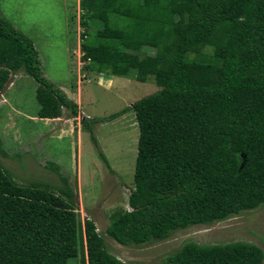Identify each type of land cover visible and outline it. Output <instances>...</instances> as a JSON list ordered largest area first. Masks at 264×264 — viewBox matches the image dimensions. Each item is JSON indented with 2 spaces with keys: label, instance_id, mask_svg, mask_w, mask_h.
Returning a JSON list of instances; mask_svg holds the SVG:
<instances>
[{
  "label": "trees",
  "instance_id": "trees-1",
  "mask_svg": "<svg viewBox=\"0 0 264 264\" xmlns=\"http://www.w3.org/2000/svg\"><path fill=\"white\" fill-rule=\"evenodd\" d=\"M82 64L90 71L157 89L119 110L137 128L128 210L109 215L104 233L120 245L161 240L191 225H210L264 205V0H78ZM101 27L85 30L88 19ZM142 47L152 53H142ZM83 66V67H84ZM18 71L35 82L38 118L75 117L77 104L41 73L31 40L0 10V90ZM0 154H4L0 147ZM98 156L107 168L106 158ZM16 182L0 164V264H122L89 218L79 220L73 193ZM242 241L186 242L164 264H261Z\"/></svg>",
  "mask_w": 264,
  "mask_h": 264
},
{
  "label": "rangeland",
  "instance_id": "rangeland-1",
  "mask_svg": "<svg viewBox=\"0 0 264 264\" xmlns=\"http://www.w3.org/2000/svg\"><path fill=\"white\" fill-rule=\"evenodd\" d=\"M73 2L0 0L4 17L15 25L22 22L20 27L37 40L34 49L42 75L78 107L75 117L63 112L55 119H40L36 116L33 78L21 71L11 74L0 90V147L4 152L0 154L1 166L18 183L44 181L57 187L61 186L59 177L43 166L45 162L56 164L72 190L79 220L89 218L94 222L106 250L122 264H164L168 255L190 241L252 243L261 248L264 264V205L210 225L177 229L161 240L138 245H120L104 233L109 215L129 207L137 128L131 112L110 121L92 122L88 125L97 141L94 145L80 120L88 118L89 123L113 113L154 92L157 86L151 76L139 82L133 79L132 72L117 77L87 69L79 59V43L87 34L80 36L84 31L79 24L81 11L74 13ZM99 27L101 23L90 18L85 30L92 33ZM141 52L150 54L152 49L142 47ZM100 151L109 168L99 158ZM71 264H78V259Z\"/></svg>",
  "mask_w": 264,
  "mask_h": 264
},
{
  "label": "crops",
  "instance_id": "crops-1",
  "mask_svg": "<svg viewBox=\"0 0 264 264\" xmlns=\"http://www.w3.org/2000/svg\"><path fill=\"white\" fill-rule=\"evenodd\" d=\"M73 5H74V13L76 14V15H78V9H79V6H78V0H74V2H73ZM78 6V7H77ZM3 14V13H2ZM69 14V13H68ZM16 21H18V19L16 20ZM69 21V19L67 20V22ZM10 22H12L11 20H10ZM14 23V24H13ZM22 24V22H19L18 21V25H15V22H12V25L16 28V29H18V30H20L25 36H27L30 40H31V42L33 43V46H35L36 45V43H37V40L36 39H33V37L32 36H29L28 34H30V32H27L26 30H23L24 28H21L20 27V25ZM69 27V26H68ZM69 29V28H68ZM35 48V47H34ZM119 117H121V116H119ZM118 118V117H117ZM43 119H48V118H43ZM55 119V118H54Z\"/></svg>",
  "mask_w": 264,
  "mask_h": 264
},
{
  "label": "clouds",
  "instance_id": "clouds-1",
  "mask_svg": "<svg viewBox=\"0 0 264 264\" xmlns=\"http://www.w3.org/2000/svg\"><path fill=\"white\" fill-rule=\"evenodd\" d=\"M40 119H43V118H40ZM48 119H54V118H48ZM128 209H129V207H128ZM128 209H127V210H128Z\"/></svg>",
  "mask_w": 264,
  "mask_h": 264
}]
</instances>
